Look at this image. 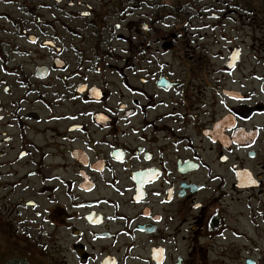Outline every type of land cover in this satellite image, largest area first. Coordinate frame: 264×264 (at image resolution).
Masks as SVG:
<instances>
[{
  "label": "flooded vegetation",
  "instance_id": "flooded-vegetation-1",
  "mask_svg": "<svg viewBox=\"0 0 264 264\" xmlns=\"http://www.w3.org/2000/svg\"><path fill=\"white\" fill-rule=\"evenodd\" d=\"M242 1L0 0V236L19 256L258 264L241 240L264 235V60L232 35L248 14L264 45V8Z\"/></svg>",
  "mask_w": 264,
  "mask_h": 264
},
{
  "label": "rangeland",
  "instance_id": "rangeland-1",
  "mask_svg": "<svg viewBox=\"0 0 264 264\" xmlns=\"http://www.w3.org/2000/svg\"><path fill=\"white\" fill-rule=\"evenodd\" d=\"M262 6H261V5ZM242 5L244 9H248L251 7H255L258 9H262L264 8V0H246L242 1ZM260 15V13H259ZM259 15H257V17L255 18L256 20H259ZM237 19L241 20V23L243 24H250L247 26H241V30L239 31V33L237 34H233L232 38L234 40L237 41V43H240L242 45L243 48V60H264V54H255L251 52V48H253L254 46H256V42H257V46L262 49V52L264 53V45H262L259 40H257L258 36L260 35V32L255 33V22L248 16V14H243L241 16H236ZM229 30V29H228ZM252 32V33H251ZM252 34V35H251ZM229 35V34H227ZM214 40H209V42H212ZM207 42V41H205ZM230 45V44H229ZM225 47V43H220L219 45H214L211 48V52L212 54H210V56L212 58H214V60H220L221 59V54L223 55L224 52L226 51L224 49ZM260 51V50H259ZM194 54L190 53V52H185V50H181V52L179 51V53H177V49L174 52H171V54H169L165 60H183L184 58L186 60H194L193 59ZM220 58V59H219ZM242 210H245L244 208H242ZM245 222H247L246 219H244ZM234 226L231 225V227ZM247 226V230L251 231L249 226ZM256 238V243L257 244H252V239H247L248 241H244L241 240V244L243 245V248L248 249L249 252H244L243 254L246 256H251L253 258H255L257 260L258 264H264V235H259ZM22 243H18L15 244L13 243L11 240H9L6 237L0 236V264H5L9 259H13V258H22L25 259L27 261H29L27 259L26 256H19L17 254V251L15 249L21 250V247L19 245H21ZM255 250V251H254ZM247 257H243V259L241 260V262L239 264H244L243 260H245Z\"/></svg>",
  "mask_w": 264,
  "mask_h": 264
},
{
  "label": "trees",
  "instance_id": "trees-1",
  "mask_svg": "<svg viewBox=\"0 0 264 264\" xmlns=\"http://www.w3.org/2000/svg\"><path fill=\"white\" fill-rule=\"evenodd\" d=\"M5 264H28L26 260L23 259H11L8 260Z\"/></svg>",
  "mask_w": 264,
  "mask_h": 264
},
{
  "label": "snow or ice",
  "instance_id": "snow-or-ice-1",
  "mask_svg": "<svg viewBox=\"0 0 264 264\" xmlns=\"http://www.w3.org/2000/svg\"><path fill=\"white\" fill-rule=\"evenodd\" d=\"M248 179L250 180V182L252 184H255L257 182L256 180L252 179L250 175H249ZM197 207H199V205H197Z\"/></svg>",
  "mask_w": 264,
  "mask_h": 264
}]
</instances>
